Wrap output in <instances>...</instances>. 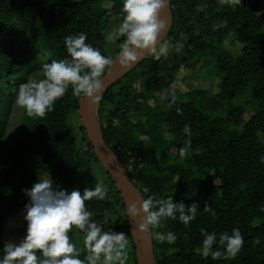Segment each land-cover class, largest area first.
Masks as SVG:
<instances>
[{
	"label": "trees",
	"instance_id": "16d2710c",
	"mask_svg": "<svg viewBox=\"0 0 264 264\" xmlns=\"http://www.w3.org/2000/svg\"><path fill=\"white\" fill-rule=\"evenodd\" d=\"M122 3L0 0V256L6 220L28 203L23 190L49 175L60 190L82 192L98 181L107 186V198L86 201V209L98 224L108 217L109 229L128 237L136 264L121 192L82 123L75 125L79 139L72 132V114H78L82 96H74L71 86L44 117L24 111L11 142L2 145L18 86L40 71L42 79L46 63L66 58L68 36L84 33L86 43L108 56L106 36L111 21L122 22ZM168 4L172 22L161 44H169V53L159 59L147 55L102 92L95 107L102 139L142 198L171 196L174 202L199 205L188 226L165 218L147 231L153 264H264V0ZM122 40L114 41L111 57ZM177 43L183 44L179 53ZM200 62L186 78L187 91L172 88L179 77L185 80L183 70ZM201 76L211 80L210 89L195 85L197 78L207 82ZM169 90L175 102L167 97ZM185 124L192 137L182 158ZM233 228L244 239L235 258L201 257V229L219 235ZM157 231L174 232L175 243L161 244ZM213 247L223 251L221 244Z\"/></svg>",
	"mask_w": 264,
	"mask_h": 264
},
{
	"label": "clouds",
	"instance_id": "9594fccd",
	"mask_svg": "<svg viewBox=\"0 0 264 264\" xmlns=\"http://www.w3.org/2000/svg\"><path fill=\"white\" fill-rule=\"evenodd\" d=\"M168 3L169 0H123L122 22L106 37L109 42L123 37L115 58L103 55L98 48L86 43L84 33L66 37L68 56L46 63L44 76L39 81L29 80L20 84L15 92V103L24 108L29 117L42 118L53 110L54 103L65 95L70 86L74 96H82L95 103L104 89L103 77L114 63L128 68L145 55L150 54L154 59L166 57L169 44H160L159 41L166 28L161 13ZM219 3L240 5L241 0H219ZM182 48L183 44L177 43L174 51L179 53ZM167 97L172 102L176 101L172 90ZM182 131L186 139L184 147L179 149V156L183 158L191 148V126L185 124ZM260 162L264 163V156L260 157ZM23 191L28 197L23 217L25 235L18 243H5L0 264H126L127 236L111 229L102 230V224L92 219V212L85 206V202L93 198L101 201L107 198L109 189L102 181L82 192L76 189L67 191L54 187L47 175ZM198 207L197 202L185 205L174 202L171 196L165 199L149 195L127 204L126 213L134 221L135 231L146 232L159 228L165 218L178 219L188 226L196 218ZM204 211L210 209L205 206ZM73 231L83 233L79 247L70 239L69 232ZM200 231L203 240L199 254L204 258L233 259L244 245L238 228H233L231 234L223 232L219 235L204 229ZM155 239L161 244H174L177 236L171 231H157ZM253 243H259V238ZM215 244L223 245V251L214 249Z\"/></svg>",
	"mask_w": 264,
	"mask_h": 264
},
{
	"label": "water",
	"instance_id": "95a60500",
	"mask_svg": "<svg viewBox=\"0 0 264 264\" xmlns=\"http://www.w3.org/2000/svg\"><path fill=\"white\" fill-rule=\"evenodd\" d=\"M162 18L166 21V28L160 37V44L165 39L172 22L171 11L169 4L162 10L161 13ZM147 55L143 56L139 59L134 65L128 68H122L118 64H113L107 71V74L103 77L104 89L103 91L113 82L120 79L124 76L128 71H130L133 67H135L140 61H142ZM96 103L90 102L88 99L82 97L79 100L78 106V114L80 117V121L82 123V127L85 130L86 136L90 142V145L93 147L95 154L103 164V166L110 173L112 178L114 179L118 189L121 192L125 213L127 204L138 201L142 197L136 188L133 186L131 181L126 176L124 170L119 164L118 160L114 156V154L110 151L108 146L105 144L102 139L96 117H95V107ZM127 223L129 228V233L131 236L134 254L136 258V264H153L151 250L149 246V238L147 231L139 232L135 231V223L131 219H129L127 213Z\"/></svg>",
	"mask_w": 264,
	"mask_h": 264
},
{
	"label": "rangeland",
	"instance_id": "374dc122",
	"mask_svg": "<svg viewBox=\"0 0 264 264\" xmlns=\"http://www.w3.org/2000/svg\"><path fill=\"white\" fill-rule=\"evenodd\" d=\"M44 1L47 4H52V3L62 4V3H69V2H73V1H77V0H44ZM103 5L106 6L105 4H103ZM117 24L118 23H114V21H111L110 31H115L119 27V24L118 25ZM104 49H105L106 54L108 56H110L111 53L115 49L114 41L109 42L107 40V45L105 46ZM201 64H202V62L196 64L194 66L193 70H183V73L181 72V77L184 76L185 80L182 81L179 77L178 80L172 85V88L176 89V90H180L182 92L187 91L188 80H186V78H190L193 74V71L198 69ZM40 79H41V71L38 72L30 80L39 81ZM203 79H206L207 82L201 81L200 78H197V80L194 81L195 85L197 87H200L201 89H210L211 80L209 78L208 79L203 78ZM240 101H242V99ZM24 111H25V109L18 106L14 100V102L12 103L10 112H9V116H8V120H7V129H6L5 137L2 141V145H7L11 142L12 138L14 137L15 131L17 130V127L19 126V123H20L22 115L24 114ZM72 115H73L72 116V123H71L72 124V132L75 134V136H77V139H79L78 138L79 133L75 128V125L80 124V122H81V121H79L80 119L78 118L79 114L75 113ZM101 176L102 175L100 174L99 177L101 178ZM24 215H25V209L19 211L15 216L10 217V218H8V220H6L3 235H2L4 242H6V243H8V242L18 243L20 240L23 239V237L25 235V231H19V230H21L22 228H24L26 226V222L23 219ZM113 219L114 218H112V220ZM101 226H102V230H104V231L109 230L108 217L105 218V220L103 221ZM69 236H70V239L78 247L82 244L83 235L73 231V232H69ZM127 241H128V243H127L128 260H127L126 264H133L132 253L130 250V241H129L128 237H127Z\"/></svg>",
	"mask_w": 264,
	"mask_h": 264
}]
</instances>
